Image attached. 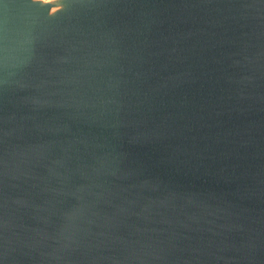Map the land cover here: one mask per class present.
Wrapping results in <instances>:
<instances>
[{
    "label": "water",
    "instance_id": "1",
    "mask_svg": "<svg viewBox=\"0 0 264 264\" xmlns=\"http://www.w3.org/2000/svg\"><path fill=\"white\" fill-rule=\"evenodd\" d=\"M0 264H264V0H0Z\"/></svg>",
    "mask_w": 264,
    "mask_h": 264
}]
</instances>
